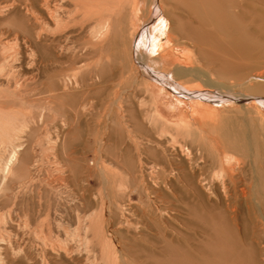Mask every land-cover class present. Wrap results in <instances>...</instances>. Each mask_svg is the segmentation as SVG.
I'll list each match as a JSON object with an SVG mask.
<instances>
[{
    "label": "bare ground",
    "instance_id": "bare-ground-1",
    "mask_svg": "<svg viewBox=\"0 0 264 264\" xmlns=\"http://www.w3.org/2000/svg\"><path fill=\"white\" fill-rule=\"evenodd\" d=\"M183 2L0 0V264H264V127L221 131L212 119L206 132L183 130L182 100L153 83V117L170 123L160 103L183 131L162 129L170 138L159 150L129 145L123 99L135 67L228 88L174 61L173 25L158 50L164 19L211 4ZM218 2L210 16L225 18L227 0ZM106 167L111 180L99 178Z\"/></svg>",
    "mask_w": 264,
    "mask_h": 264
},
{
    "label": "rangeland",
    "instance_id": "rangeland-1",
    "mask_svg": "<svg viewBox=\"0 0 264 264\" xmlns=\"http://www.w3.org/2000/svg\"><path fill=\"white\" fill-rule=\"evenodd\" d=\"M212 2L218 5L220 3L218 0H210L211 4H208L209 11H207L206 14L200 11L194 12L189 19L182 22L177 21L173 17L169 20L164 19V27L161 32L156 35L158 37L157 48L161 50L163 48L162 45L167 43V30L173 25L170 36L179 40V45L176 48L178 58L174 61L180 63L187 69L205 70L210 73L214 81H218V83L226 85L228 88L221 89L219 87H214L208 89L202 85L199 79L191 75L173 79L169 76V73H157L148 78L142 74L141 69L135 67V69L131 71L129 82L124 86L125 95L127 96L123 99V105L127 108V113L125 114L127 115L126 119H128L127 125L132 130L129 145L131 144L132 146L136 144L138 147L140 146V148L145 147L152 150H159L166 145L165 141L170 138L169 135L165 137L166 140L158 136V133L162 129H172L177 133L183 130H191L194 133H200L202 130L207 131L209 129L212 119L221 131L229 130L230 128L233 130L239 128L250 132L252 135L259 136L258 134L261 132L262 127H264V125H261V116H264V0H227L226 7L229 13L225 18L210 16L212 14L210 12V6L213 5ZM239 2H241L244 7L240 8L243 12V19L234 14ZM183 3H185L184 6L187 7V5L193 3L199 5L201 0H186V2ZM250 7H253L257 14L254 13ZM180 11L185 12V8L182 6ZM172 65V62L168 63L164 66L163 71H171ZM167 68L168 70H166ZM136 70L139 71L137 72ZM153 83L159 86L163 85L164 88L168 87L165 89L167 94H170V96L175 99L182 100L184 105V107L181 108L183 111L182 120L185 129L182 130V128L178 126V121L170 120V123L165 124L162 119L153 117V111L156 107L153 100L154 90L151 88ZM234 85H236V87H234ZM119 89L121 90L122 87L120 86ZM251 99L256 100V107L247 104ZM200 104L203 105L205 109H201L197 113H194V109L196 106H200ZM179 127L181 130L178 129ZM47 128L51 129L52 127L49 124ZM133 132L137 135L135 136ZM139 134L141 135L140 139H138ZM204 136L205 135H203V137ZM188 138L189 137H184L181 141H184L186 144L188 143L186 146L193 145L191 139ZM144 139L151 142L148 143L146 141L147 143H143L145 141ZM139 140L144 141L140 143ZM152 141L154 142L152 143ZM83 148V145L76 146V149L79 151H82ZM35 155L42 156L44 152L36 149ZM149 157H151V155H145L147 161H150ZM88 159H90V156H88ZM107 168L108 167L101 169L104 174L102 173V176L101 172H99L100 177L98 174V170L100 171V169H97L96 178L99 177L102 179V177H104L105 180H107L106 175H108L107 177L111 180L114 174L111 175V168H109V170ZM105 173L107 174L105 175ZM43 174L40 175V178L46 177V174H44V176ZM144 179L148 184L150 183L148 173L147 175L145 174ZM170 180H172V178H170ZM100 181L99 185L94 188L99 197L102 198L108 193V187L104 186L102 181L100 185ZM132 181L133 180L128 181L130 182V186ZM179 185L180 184L177 183L172 185V192L175 193V195H178L177 189ZM97 188L98 190H96ZM101 190L103 193H101ZM141 196L143 199L145 198L144 195ZM131 199L133 203H136L138 201V195L133 193ZM39 225L40 223H37L34 225V228L39 227ZM161 261L162 260L159 259L153 260L156 264H159Z\"/></svg>",
    "mask_w": 264,
    "mask_h": 264
},
{
    "label": "crops",
    "instance_id": "crops-1",
    "mask_svg": "<svg viewBox=\"0 0 264 264\" xmlns=\"http://www.w3.org/2000/svg\"><path fill=\"white\" fill-rule=\"evenodd\" d=\"M162 108H163L162 105L160 103L159 104L157 103V109H158L159 113L161 114V116H163L167 120L173 121L174 120V116L172 115V116L169 117L168 113H166Z\"/></svg>",
    "mask_w": 264,
    "mask_h": 264
}]
</instances>
